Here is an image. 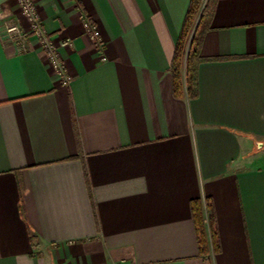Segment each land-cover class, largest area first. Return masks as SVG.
Instances as JSON below:
<instances>
[{
	"label": "crops",
	"instance_id": "crops-1",
	"mask_svg": "<svg viewBox=\"0 0 264 264\" xmlns=\"http://www.w3.org/2000/svg\"><path fill=\"white\" fill-rule=\"evenodd\" d=\"M34 2L69 81L0 0V264H264V0H204L191 99L170 74L191 0Z\"/></svg>",
	"mask_w": 264,
	"mask_h": 264
},
{
	"label": "trees",
	"instance_id": "trees-1",
	"mask_svg": "<svg viewBox=\"0 0 264 264\" xmlns=\"http://www.w3.org/2000/svg\"><path fill=\"white\" fill-rule=\"evenodd\" d=\"M204 0H191L189 7L187 8V13L182 25L181 32L178 37L176 44V49L174 57L171 64V73L173 78L174 94L178 97H183L185 95L182 67L183 60L186 55V48L189 42V37L192 31H194V26L196 25L195 32L191 39L189 46V52L187 54V67H186V85H187V95L188 97L195 98L198 95V64L201 61L200 48L202 45V39L208 28L206 20L212 13V5L203 6ZM199 18V20H198ZM198 20V21H197ZM197 21V22H196ZM197 23V24H196ZM201 200L195 199L192 201V211L194 215V220L196 224V229L198 232V241L200 254L207 256L210 254V248L206 237L204 218L202 215V202ZM209 209L211 211V230L213 238V251L217 252L219 250L218 234L215 218L212 209V205L208 202Z\"/></svg>",
	"mask_w": 264,
	"mask_h": 264
},
{
	"label": "built area",
	"instance_id": "built-area-1",
	"mask_svg": "<svg viewBox=\"0 0 264 264\" xmlns=\"http://www.w3.org/2000/svg\"><path fill=\"white\" fill-rule=\"evenodd\" d=\"M18 6L23 16L27 21V27H23L20 23L12 22L5 24V29L11 37L24 38L28 35H34L38 38L44 54L52 61L55 68L58 71L59 79H62L63 83H68L69 78L66 76L64 66L60 63L57 46L47 37L46 30L43 28V21L39 15V9L34 0H18ZM81 19L85 32L98 43V46H102V36L99 26L92 21V19L83 11L81 12ZM102 60H106V56L101 57Z\"/></svg>",
	"mask_w": 264,
	"mask_h": 264
},
{
	"label": "rangeland",
	"instance_id": "rangeland-1",
	"mask_svg": "<svg viewBox=\"0 0 264 264\" xmlns=\"http://www.w3.org/2000/svg\"><path fill=\"white\" fill-rule=\"evenodd\" d=\"M20 13H21V12H20ZM198 20H199V18H198ZM198 20H197V21H198ZM197 21H196V22H197ZM17 23H20V21H18ZM196 24H197V23H196ZM195 29H196V25L194 26V31H192V33L190 34L189 42H188V44H187V47H185V48H186V55H185L184 60H183L182 73H184V71L186 70V67H187V61H186V60H187V54H188L189 49H190L189 46H190L191 39H192V36H193L192 34H193V32H195ZM182 73H181V74H182ZM182 76H183V74H182ZM209 210H210V209H209ZM210 213H211V211H210ZM210 213H209V214H210ZM209 221H210V226H211V214H210V216H209ZM210 226H209V227H210ZM211 228H212V227H210L211 239H212V238H213V235H212V230H211ZM211 239H210V240H211ZM212 245H213V240H212Z\"/></svg>",
	"mask_w": 264,
	"mask_h": 264
}]
</instances>
